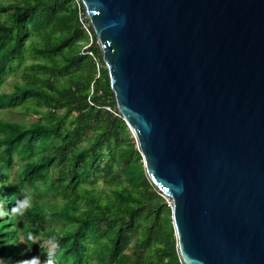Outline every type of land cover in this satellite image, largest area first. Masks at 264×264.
I'll use <instances>...</instances> for the list:
<instances>
[{
    "label": "water",
    "instance_id": "95a60500",
    "mask_svg": "<svg viewBox=\"0 0 264 264\" xmlns=\"http://www.w3.org/2000/svg\"><path fill=\"white\" fill-rule=\"evenodd\" d=\"M183 264H264V0H80Z\"/></svg>",
    "mask_w": 264,
    "mask_h": 264
},
{
    "label": "trees",
    "instance_id": "16d2710c",
    "mask_svg": "<svg viewBox=\"0 0 264 264\" xmlns=\"http://www.w3.org/2000/svg\"><path fill=\"white\" fill-rule=\"evenodd\" d=\"M77 2L0 0V87L15 76L0 109L45 107L36 120L0 117V264L53 250L55 264H183L170 199L145 174ZM26 193L31 209L12 214Z\"/></svg>",
    "mask_w": 264,
    "mask_h": 264
},
{
    "label": "rangeland",
    "instance_id": "374dc122",
    "mask_svg": "<svg viewBox=\"0 0 264 264\" xmlns=\"http://www.w3.org/2000/svg\"><path fill=\"white\" fill-rule=\"evenodd\" d=\"M104 68H106L105 64H104ZM14 78H15V76L13 74L7 75L6 79H5L6 81L0 87V91L1 90L8 91L11 88V83H12ZM44 111H45L44 106L37 107L36 110H34L33 108L27 109V108L22 107V106L21 107L17 106L15 108L10 109V110L0 109V117L27 122V121L38 119ZM130 134H131V132H130ZM131 136H132V134H131ZM17 167H18V164L16 163L14 165L13 169H16ZM166 200L169 201V198L166 197ZM34 240H36V239H34ZM40 245L48 246L49 248L52 247V243L49 242L47 239L40 241Z\"/></svg>",
    "mask_w": 264,
    "mask_h": 264
},
{
    "label": "clouds",
    "instance_id": "9594fccd",
    "mask_svg": "<svg viewBox=\"0 0 264 264\" xmlns=\"http://www.w3.org/2000/svg\"><path fill=\"white\" fill-rule=\"evenodd\" d=\"M32 207V197L29 194H25L22 199H18L14 206L11 208L10 212L15 215L23 216L28 210ZM8 211L5 210L4 205L0 203V218L6 216ZM29 240H32L33 243L35 240L32 235L29 234L27 237ZM47 259L45 261H41L39 256H33L30 259H25L18 261L17 264H55L54 256L55 250L46 254Z\"/></svg>",
    "mask_w": 264,
    "mask_h": 264
},
{
    "label": "built area",
    "instance_id": "2783aa9c",
    "mask_svg": "<svg viewBox=\"0 0 264 264\" xmlns=\"http://www.w3.org/2000/svg\"><path fill=\"white\" fill-rule=\"evenodd\" d=\"M75 2H76V4L78 3L77 0H75ZM86 18L88 19L85 10H84V12L79 11V13H78L79 22H80L81 26L87 31V33L90 36V32H89V29H88V22L86 21Z\"/></svg>",
    "mask_w": 264,
    "mask_h": 264
}]
</instances>
